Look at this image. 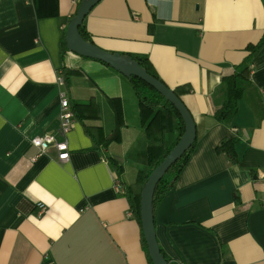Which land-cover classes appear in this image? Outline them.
<instances>
[{
  "label": "crops",
  "instance_id": "0c3cea01",
  "mask_svg": "<svg viewBox=\"0 0 264 264\" xmlns=\"http://www.w3.org/2000/svg\"><path fill=\"white\" fill-rule=\"evenodd\" d=\"M80 1L0 0V264H149L123 186L162 153V128L172 135L175 122L157 113L144 125L125 76L63 48ZM83 25L95 45L146 56L168 87L189 90L195 145L154 210L164 254L264 264V44L247 49L264 35V0H99ZM242 64L249 80L231 121L219 122L222 78ZM62 67L73 71L67 88L56 83ZM60 91L83 105L66 134ZM45 135L66 139L65 161L53 145H32ZM226 139L236 162L217 151Z\"/></svg>",
  "mask_w": 264,
  "mask_h": 264
},
{
  "label": "trees",
  "instance_id": "16d2710c",
  "mask_svg": "<svg viewBox=\"0 0 264 264\" xmlns=\"http://www.w3.org/2000/svg\"><path fill=\"white\" fill-rule=\"evenodd\" d=\"M78 31L85 40L92 42L88 33L84 28L83 22L78 27ZM64 37L65 36L63 35L61 41H62V46L65 49L66 45H65ZM263 44H264V35L259 39L257 43L247 46V49L250 51V55L253 56L254 54H256ZM130 56L134 60H136L143 68H145L148 73L158 78L157 74L151 68L150 63L146 56H141V55H130ZM61 73L63 76L64 85L67 88L69 78L73 73V71L66 67H62ZM127 79L129 80L137 96L144 125H146L149 122V120L152 118V116L157 113H159L161 117H164L165 114H169L171 115V117L175 122V127H174L175 132L172 135H166L164 129L162 128V143L164 146L162 153L158 157L153 159L147 167H145L140 171L134 183L129 184L127 186H123L124 191L122 192V194L125 197H127L130 210L132 212V216H134V218L137 220L138 224L140 225L139 203H140V195H141L142 187L151 170L163 160L166 154L173 148V146L181 137L184 131V122L180 114L176 110V108L168 100H166L159 92H157L153 87L148 85L143 80L134 76H131L130 78ZM248 80H249V67L247 66V64L236 66L232 75L222 78L224 100L222 104L219 107L215 108L213 111V116L217 121L223 123H229L231 121L232 117L236 112V102L238 99L242 97L245 85L247 84ZM173 91L181 99V93L188 92L189 90L188 88L177 87L174 88ZM69 104L74 117L75 118L79 117L78 107L83 105H78V104L73 105L70 103V101ZM86 132L90 133V135L93 136L91 130L86 129ZM234 143H235V139H226L221 141L220 144L217 146V151L219 153H225L231 162H236L237 160L236 154L234 152ZM194 145H195V140L193 141L191 146L181 155V157L177 159L168 168V170L162 175V177L156 184L152 199L153 215H154L155 207L158 204L159 200L174 185L176 178L178 177L179 173L187 163L191 155V152L194 148ZM112 165L116 167L115 175L116 177H118V174H120L121 172V167L117 165V162H115V160L112 161ZM141 241L144 250L146 252L148 263L151 264V261L147 254V248L143 238L142 230H141ZM160 251L164 256V258L169 262V264H175L164 254L161 248ZM223 257L224 255L222 253V258Z\"/></svg>",
  "mask_w": 264,
  "mask_h": 264
},
{
  "label": "water",
  "instance_id": "95a60500",
  "mask_svg": "<svg viewBox=\"0 0 264 264\" xmlns=\"http://www.w3.org/2000/svg\"><path fill=\"white\" fill-rule=\"evenodd\" d=\"M98 1L99 0L80 1L74 15L71 17L66 27L64 38L66 48L80 56L101 61L127 78L134 76L143 80L176 108L184 122V131L179 140L166 154L163 160L149 173L142 187L139 203L140 225L151 264H169L160 251L155 234L152 206L153 193L162 175L181 157L195 140V122L190 111L183 101L174 93L173 89L168 87L160 79L148 73L146 69L129 54L106 51L93 42L85 40L80 35L78 27Z\"/></svg>",
  "mask_w": 264,
  "mask_h": 264
},
{
  "label": "built area",
  "instance_id": "2783aa9c",
  "mask_svg": "<svg viewBox=\"0 0 264 264\" xmlns=\"http://www.w3.org/2000/svg\"><path fill=\"white\" fill-rule=\"evenodd\" d=\"M56 83L59 86L64 85V80L61 71H58L56 75ZM59 101H60V120H61V132L62 134H66L72 127L75 117L70 109L69 99L67 97L66 91L59 92ZM32 145H34L38 151L41 153L45 151L50 145H53L57 151V158L59 161H65L68 156V143L66 139L57 140L54 136L45 135V136H35L31 139ZM114 184L118 191H122V185L114 176ZM40 209H44L42 203H38ZM128 215L132 216L131 210L128 211Z\"/></svg>",
  "mask_w": 264,
  "mask_h": 264
}]
</instances>
